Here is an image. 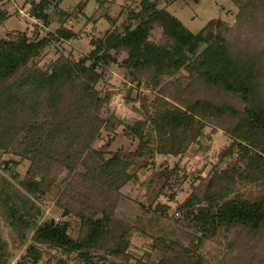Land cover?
Returning a JSON list of instances; mask_svg holds the SVG:
<instances>
[{
    "label": "trees",
    "instance_id": "1",
    "mask_svg": "<svg viewBox=\"0 0 264 264\" xmlns=\"http://www.w3.org/2000/svg\"><path fill=\"white\" fill-rule=\"evenodd\" d=\"M7 1L0 0V25L10 18ZM104 1L96 0L98 8ZM126 1L121 25L107 16L113 27L78 58L62 52L42 65L53 43L79 38L68 19L84 14L89 0L72 11L62 9L64 0H28L43 29L51 8L65 21L45 34L42 27L0 34V165L33 198L20 201L2 180L9 231L7 238L0 228V264L11 263V245L25 247L16 264H264V0H230L235 22L215 18L199 32L160 0ZM176 1L196 0L169 3ZM113 65L132 78L128 99L135 95L142 112L133 122L105 111L100 83ZM220 130L231 142L193 182L178 208L182 220L172 221L171 205L156 201L173 180L167 162L154 174L164 184L150 204L134 199L137 207H128L123 189L159 156L182 158L198 147L208 157ZM121 139L135 146L114 148ZM48 194L62 216L80 219L77 237L66 222L37 223V202ZM135 237L150 242L141 257L131 249ZM210 240L219 255L202 251Z\"/></svg>",
    "mask_w": 264,
    "mask_h": 264
},
{
    "label": "rangeland",
    "instance_id": "2",
    "mask_svg": "<svg viewBox=\"0 0 264 264\" xmlns=\"http://www.w3.org/2000/svg\"><path fill=\"white\" fill-rule=\"evenodd\" d=\"M89 1L90 2L84 14L80 15L77 19H68L75 30L79 33V38L69 41L60 40L53 43V45L47 50L46 58H44L45 60L43 59V66L47 64L46 60H49L51 57L62 52L68 55H73L75 58L89 54L93 49L91 41L98 37H102L106 30L113 27L112 22L107 16L114 19L117 18V25H121L125 18V16L122 17L120 15L122 6L130 5L127 4L128 2L126 0H105L98 8L96 0ZM79 2L80 0H64L62 9L64 11L66 9L72 11L75 4ZM160 2L161 7H166L171 12L175 13L193 32H199L208 21L219 17H223L232 24L235 22L236 7L230 0H196L192 2L193 4L191 3L192 5L180 1L172 2L171 4L169 3V0H160ZM4 8L10 14V18L0 25V34L2 36L17 35L23 32H28L30 35H33L35 30L40 29V27L43 26V24H40L37 19L29 15L28 10L30 4L28 0H8L5 3ZM49 12L52 16V22L47 30L54 31L62 24V21H65L66 18L60 13L59 9L51 8ZM43 30L44 34L46 32L48 33L47 30ZM131 84L132 78L129 79V76L125 71L117 65H113L111 66L106 79L100 83V89L104 92L108 91L107 93L109 97L106 101L105 111L107 113L115 111L118 115L127 119V121L133 122L141 116L142 112L140 102H136L133 99L135 95L132 99H128V90L129 87H131ZM140 92L144 93L145 96L151 97V92L149 90L141 89ZM206 131L207 133H210L211 128H207ZM104 138H107V132L105 131ZM230 142L231 140L229 136L220 130L219 133L214 136L208 157L202 152H199L197 149L198 147H192L191 151L182 158L159 156L156 159V167L141 173L138 182L131 183L123 189L124 197H126V200L128 198L125 203H128L129 208H131V206L137 207L136 202H134V199H137L142 204L144 203L148 206L151 202L150 198L154 197L155 192L160 190L164 184V180H161L154 174L159 170H162L165 166L164 162H167L169 167L175 169L173 180L166 184L164 192L160 194L156 201L169 203V205H171L169 218H171L172 221L177 220L178 218L182 220L183 212L178 210V208L191 193L194 185L193 182L199 183L197 180L195 181V179H199V175H207L214 163L218 161V154L220 151L229 145ZM117 145H125L126 149H131L135 146L131 142L122 139L115 143L114 148ZM2 157L3 156H0V159ZM227 163L228 162L222 164L221 167H225ZM26 167L27 163L19 168V172L22 175L25 174L27 170ZM3 179L8 180V182L13 185V193L20 201L29 203L33 200L23 187L9 178L0 165V184ZM150 179L152 182H148ZM37 203L42 209V214L37 218V223L39 225L50 219H55L59 222L63 221L69 224L70 232L73 236H78L81 229L80 219L77 217L62 216L61 210L56 206L55 197L52 194L44 196ZM120 209H125V206H121ZM180 227H187L185 220L181 221ZM0 228L8 238L9 227L4 222L1 212ZM149 243L150 242L147 238L135 237L131 248L132 252L135 256L141 257L144 255L146 249H148L150 245ZM11 248L13 258L10 264H16L17 260H19L24 253L25 247L23 246L20 249H14L11 245ZM221 250L222 248L216 240L208 241L202 248V251L208 257L219 255ZM59 255L60 254H58V256ZM69 264L82 263L72 260Z\"/></svg>",
    "mask_w": 264,
    "mask_h": 264
}]
</instances>
